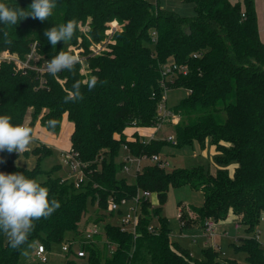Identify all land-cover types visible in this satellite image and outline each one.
I'll list each match as a JSON object with an SVG mask.
<instances>
[{"label": "trees", "instance_id": "trees-1", "mask_svg": "<svg viewBox=\"0 0 264 264\" xmlns=\"http://www.w3.org/2000/svg\"><path fill=\"white\" fill-rule=\"evenodd\" d=\"M181 1L194 5L193 17L165 9L161 0H56L48 20L28 17L17 26L0 24V52L25 58L36 44V52L46 59L61 50L72 54L78 50L84 58L73 71H62L55 78L47 72L16 71L13 64H0V115H9L13 124H24L30 117L27 126L32 134L38 120L48 131L60 133L67 118L74 125L71 148L87 164V179L77 188L74 181L53 177L58 165L49 171L42 168L44 158L53 154L45 144L33 150L37 156L33 168L16 166L15 152H0V172L35 179L49 190L50 200L60 203L51 216L34 221L19 249L12 248L0 232V264H20L22 253L35 242L51 250L54 244L72 240L67 236L79 231L95 206L94 220L105 224L106 242L102 248L96 243L82 245L88 264H222L214 247L202 249L196 257L173 239L163 208L170 187L183 186L202 191L204 201L188 210L179 203L181 227L204 228L207 219L219 222L232 213L248 233L232 243L234 253L245 254V264H264V249L255 236L264 213V42L256 2ZM0 2L27 8L33 0ZM69 20L77 22L74 37L52 47L45 29ZM110 35L106 49L92 54L91 45ZM168 62L187 70L164 77L162 67ZM93 76L97 83L89 91L87 83ZM77 81L83 99L65 103L67 91ZM165 87L188 91L171 108L180 117L174 125L175 143L154 139L144 144L138 133L128 141L125 130L134 123L157 124ZM207 140L222 166L215 175L203 167L167 170L156 164L145 165L133 181L122 175L125 143L133 156L142 157L162 154L167 147L182 149L195 141L203 146ZM139 190L151 191L158 200L156 205L151 199L140 201L135 233L105 222L115 215L107 213L109 198L131 199ZM153 223L155 231L149 228ZM109 244L115 246L112 252ZM67 256L65 264H80L72 258V248ZM244 263L226 258V264Z\"/></svg>", "mask_w": 264, "mask_h": 264}, {"label": "rangeland", "instance_id": "rangeland-1", "mask_svg": "<svg viewBox=\"0 0 264 264\" xmlns=\"http://www.w3.org/2000/svg\"><path fill=\"white\" fill-rule=\"evenodd\" d=\"M232 1L235 2L236 0ZM161 2L162 7L167 10L177 12L187 17H193L195 15L194 5L191 3H183L181 0H161ZM255 2L258 14L260 36L262 41L264 42V0H255ZM187 94L188 91L184 88L169 89L167 92V106L169 108L174 107L180 102L181 99L186 97ZM29 120L30 117H28L27 121ZM179 121L180 118L178 122ZM38 122L40 121H37L34 130L36 126L37 130H40V140H46L48 143L55 146L51 148L53 154L47 156L42 161V168L46 171H49L54 166L58 165L59 167L54 171L53 177H62L67 175L69 180L74 181L75 177L71 175L69 168L63 163V158L62 156H60L59 148H57L58 146L62 148H70L71 122L68 119H64V124L62 125L60 133L47 132ZM157 135L160 139L172 142L171 139H169V136L175 137V128L170 123L164 124L161 131H159ZM33 150L34 149L20 155L17 159V165L24 168H33L37 161V156L32 153ZM216 155L217 152L215 151V148L208 140L203 146H201L199 142L195 141L193 145L185 146L182 149L167 147L161 154V156L163 158H166V160L169 162L168 166L166 167L167 170L183 168L197 169L203 167L206 170H210L211 174L213 175H215L218 169L222 168V166H220L216 161ZM148 163L149 161H144L143 165ZM234 166V164L230 165L228 167L229 170L233 171ZM4 172L6 174L14 173L7 171ZM122 175L127 177L130 181L134 180V178L130 175H127L125 173H123ZM39 178L44 179L45 176H40ZM157 200V196L155 195L153 197V201L155 202V204H157ZM203 201L204 196L202 191L193 190L189 186H183L179 188L170 187L167 201L163 208V213L169 222L173 239L177 240L181 245L188 247L196 257H200L202 255V249L211 246L214 241H217L222 245V248L227 253L228 258H237L239 261L244 263L243 259L245 258V254H235L232 243L237 242L234 237L239 238L242 236H247L248 233L242 225L236 229L235 224L237 223L238 218L234 214L230 213L228 218L220 220L217 225L219 233L220 231L226 229L230 235L228 237H224L222 236V234H218L212 241L209 240V238L205 235L204 229L201 226H194L192 228L181 227V222L178 216L181 209L178 207L179 203H182V205H184L188 210L190 208L194 209V206H201L203 204ZM95 208L96 206L91 207V211H89L88 215L80 223L79 231L77 233L69 234L67 236V239H73L76 241V243H78L85 238L87 231L92 227L93 223H96V221L94 220L97 215ZM189 211L191 212L192 210ZM107 221H111L117 224L119 222L118 215L108 216L105 222ZM99 225L101 226V229H103L105 224L99 223ZM256 231H258L260 234L261 242H264V213L262 214L260 223L257 226ZM105 242V238L104 236H102L100 238H97L94 243L98 244V246L102 248ZM64 243L54 244L51 250H47L46 254L48 256V262H42L40 261L34 250V248L39 245V243L35 242L31 245L30 248L22 253L20 264H35L37 262L41 264H65L68 256L67 253L63 251ZM76 249L80 250L77 247ZM25 252H27V255H24ZM86 257L78 258L79 263L88 264Z\"/></svg>", "mask_w": 264, "mask_h": 264}, {"label": "clouds", "instance_id": "clouds-1", "mask_svg": "<svg viewBox=\"0 0 264 264\" xmlns=\"http://www.w3.org/2000/svg\"><path fill=\"white\" fill-rule=\"evenodd\" d=\"M56 7V0H33L27 8L10 6L0 2V24L17 26L21 20L28 17L40 21L48 20ZM77 28L75 20L45 29L44 36L52 47L61 41L66 44L74 37ZM5 42L8 31L3 33ZM80 62V57L69 51L61 50L45 66L48 74L54 78L62 71H73ZM97 83L93 76L87 83L91 91ZM81 84L75 82L64 97L65 103L83 99ZM9 115H0V152H15L18 156L30 150L33 144L32 129L25 124H13ZM60 203L49 199V190L35 179L26 177L23 173L5 174L0 172V232L4 234L10 246L19 249L27 242L34 228V221L51 216ZM27 255V252L24 253Z\"/></svg>", "mask_w": 264, "mask_h": 264}, {"label": "built area", "instance_id": "built-area-1", "mask_svg": "<svg viewBox=\"0 0 264 264\" xmlns=\"http://www.w3.org/2000/svg\"><path fill=\"white\" fill-rule=\"evenodd\" d=\"M116 29L117 27H114L112 32H114ZM152 36L155 39L157 36L156 32H153ZM111 37L112 36L110 35V37L105 41H101L100 43H93L91 45V53L94 55H99L104 49H106L107 44L111 40ZM35 48H36V44L33 45L32 51L25 58H22L16 52H10L7 50L1 51L0 64L3 63L13 64L16 71L27 70L31 68L39 73L47 72L45 62L46 60H50V59L43 58L39 53L36 52ZM74 54L80 57V62L84 61V58L81 56L78 50L77 51L75 50ZM39 62H41L40 65ZM186 70H187L186 66L178 65L174 62H168L162 67V75L164 77H169L177 72L185 73ZM167 92L168 89L165 87L163 98L158 106L157 124L151 127H139L136 125V123H134L132 126L128 127L130 129L131 128L139 129L136 133L139 134L144 144L154 139H160L157 136V134L159 133V131H161L162 126L164 124L170 123L174 126L178 123L180 117L177 114H175L171 108L167 106ZM27 122L28 121H26V123L24 124L27 125ZM150 132L151 134L149 135ZM129 137L130 136L127 135L128 141L135 140V138L130 139ZM174 138H175L174 136H169V139H171L173 143H175ZM122 153H123V157L121 159L124 162L123 173L130 175L133 178L137 176V174L142 170V168L145 165L156 164L160 168L166 169V167L169 164L166 158H163L161 154L135 157L130 153V149L127 143L123 145ZM62 158H63V163L69 168L71 175L75 177L74 180L75 186L79 188L87 179V175L85 173L87 164L79 159L78 153L74 151L72 148L62 152ZM144 161H149V163L143 165ZM67 179L69 180L68 177L63 178V181ZM155 195L156 194L148 190H139L137 194L131 199L123 198L121 200H117L111 197L109 198L107 203V213H114L115 215H118L119 222L116 225H119L122 228V230L131 231L135 233L140 220L139 218L140 201L142 199H151L153 205H156L155 202L153 201V197ZM181 215H182V211L180 209L178 214L179 218H181ZM217 225L218 222L215 221L214 219L209 218L206 220L205 227L203 229L205 235L209 238V240H214L215 237L218 235ZM235 225H236V229L241 226L238 222ZM155 226L156 223H153L149 227L150 230L155 231ZM222 235L228 237L229 233L225 231L224 234ZM97 236H101V237L104 236V227L103 229H101V226L98 223H93L92 227L87 231L86 236L82 241L78 243H76V241L73 239L70 241H65L63 245V251L67 253L69 249L72 248L73 255L75 256V258L77 259L85 258L87 256V253L84 250H82V245L94 243L96 241ZM255 236H256V240L261 243V246L264 249V242H261L260 234L258 231H256ZM234 239L237 241L238 237H234ZM211 246L214 247L220 253V260L222 264H226V258L228 257H227V253L223 250L222 246L216 244ZM76 247L79 248L80 250H77ZM114 248H115L114 245L109 244L110 252H112ZM46 253H47V248L43 244H39L36 249V255L39 257L40 261L48 262V256Z\"/></svg>", "mask_w": 264, "mask_h": 264}, {"label": "crops", "instance_id": "crops-1", "mask_svg": "<svg viewBox=\"0 0 264 264\" xmlns=\"http://www.w3.org/2000/svg\"><path fill=\"white\" fill-rule=\"evenodd\" d=\"M65 119H67V118H65ZM39 124H41L40 122H38ZM63 124H64V121H63ZM62 124V125H63ZM38 125V124H37ZM42 125V124H41ZM43 129L45 130V131H47V132H50V131H48L44 126H43ZM73 129H74V125H73V123H71V134H72V132H73ZM139 129H137V128H128V129H126L125 130V133H126V135H129L130 137V139H133L134 137H133V134L134 133H136L137 131H138ZM42 131V130H41ZM39 133H41L40 132V130H37V126H36V128H35V130L33 131V144H32V146H31V148H30V150L29 151H31L32 149H35L37 146H39L40 144H46V146H49L50 148H52L54 145L53 144H50V143H48L46 140H40V136H39ZM53 133V132H52ZM71 134H70V142H71ZM151 134V132L149 133V135ZM158 136V135H157ZM159 137V136H158ZM55 147V146H54ZM214 147V146H213ZM57 148H59V153H60V156H62V152H64L65 150H68V149H70L71 148V143H70V148H62V147H57ZM215 148V147H214ZM54 150V149H53ZM215 151H216V149H215ZM217 152V151H216ZM123 157V153H122V155H121V158ZM15 165L16 166H19V165H17V160L15 161ZM36 165V164H35ZM3 173H5L4 171H2ZM70 173V172H69ZM6 174V173H5ZM62 178H67V175L66 176H62ZM227 221V220H226ZM197 226V225H196ZM192 228V227H191ZM225 231H227L226 229H224V230H222V231H220V233L218 232V234H224V232ZM228 232V231H227ZM229 233V232H228ZM230 235V234H229ZM223 236V235H222ZM224 237H226V236H224ZM216 238V237H215ZM212 241V240H211ZM214 244H216V245H219V246H222L221 244H219L217 241L215 242H213V244L212 245H214ZM38 246V245H37ZM36 249H37V247H35L34 248V250H35V252H36ZM72 258H75V257H72ZM77 261L79 260V259H77V258H75ZM79 262V261H78Z\"/></svg>", "mask_w": 264, "mask_h": 264}]
</instances>
